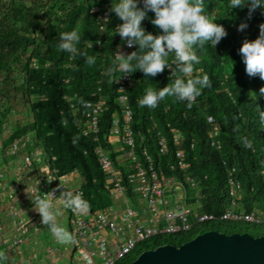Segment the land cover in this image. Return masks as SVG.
Listing matches in <instances>:
<instances>
[{
	"label": "trees",
	"instance_id": "1",
	"mask_svg": "<svg viewBox=\"0 0 264 264\" xmlns=\"http://www.w3.org/2000/svg\"><path fill=\"white\" fill-rule=\"evenodd\" d=\"M106 3L111 4V18L102 29L93 9ZM129 6L136 11L132 25L121 0H0V77L16 86L31 110V122L13 129L3 146L33 135L34 147L57 158L61 175L78 170L83 202L92 213L113 205L97 150L117 157L109 136L120 111L117 49L127 39L136 45L129 63L134 85L128 91L136 153L144 164L150 158L158 173L187 189L192 228L153 237L118 264H131L139 252L159 245L180 248L210 231L264 237L262 220L222 219L230 209L256 216L264 207V0H129ZM166 15V41L173 43L180 35L193 51L177 61L181 77L193 72L184 82L168 77L175 55L162 50L158 27ZM87 43L102 47L90 50ZM99 89L107 107L95 139L84 136L79 124L88 112L85 104L95 101ZM189 89L196 95L194 103L183 97ZM0 117H5L2 128L6 114ZM174 130L183 135L182 143L174 142ZM162 137L170 149L166 155L160 152ZM179 150L186 154V170L178 166ZM232 169L242 186L234 207ZM188 175L198 182L197 189L186 183ZM129 189L131 205L139 204ZM204 215L213 220L201 222Z\"/></svg>",
	"mask_w": 264,
	"mask_h": 264
},
{
	"label": "built area",
	"instance_id": "2",
	"mask_svg": "<svg viewBox=\"0 0 264 264\" xmlns=\"http://www.w3.org/2000/svg\"><path fill=\"white\" fill-rule=\"evenodd\" d=\"M121 2L127 23L131 24L136 11L129 6V0ZM110 7L111 4L106 3L102 8L93 9L102 29L110 21ZM158 27L164 38L163 50L167 51L170 49L166 43L169 35L167 15ZM87 46L90 50L102 47L101 43H87ZM174 46L178 59L191 53L181 36L175 39ZM135 56V43L123 39L118 45L115 67L120 73L117 82L120 112L114 114L109 136L110 144L115 149L113 153L117 157L114 159L112 152L106 149L97 150L99 164L105 175V188L113 200L110 207L92 213L88 204L83 202L84 193L80 187L82 177L78 170L61 175L60 170L55 167L57 158L47 156L42 147H34L33 135L17 139L7 147L1 144V153L8 162L0 169V194L5 195L0 199V264H12L1 262L3 252L5 255L9 252L14 256L27 258L28 264H58L57 259L66 249L65 238L56 230L65 219L72 264H118L135 251L139 244L153 237L189 231L192 228L188 220L191 210H167L164 201L167 179L155 170L150 158L144 164L136 153V141L131 127L133 112L128 95L134 85L129 63ZM168 71L171 78L176 77L173 63ZM184 96L195 101L191 91L184 93ZM93 98L95 101L85 104L88 112L83 113L84 120L79 127H83L84 136L97 139L100 134V117L106 110L107 102L101 89L94 93ZM6 129L7 126L4 130ZM6 132L10 136L13 129L8 128ZM182 136L179 131H174V142L180 144ZM212 144L221 150L219 143ZM169 151L167 140L162 137L160 152L166 155ZM177 161L182 170L188 168L185 152H177ZM234 174L235 169L229 173L233 207L241 190ZM186 183L191 188H198V182L191 175L186 177ZM129 187L139 198L141 208L129 205ZM120 203H125L124 207ZM245 216L233 214L230 210L222 219L264 222V219H258L253 214ZM179 220L180 224L177 222ZM207 220H213V216L200 217L201 222ZM7 221L13 232L9 238L3 239L1 232Z\"/></svg>",
	"mask_w": 264,
	"mask_h": 264
},
{
	"label": "water",
	"instance_id": "3",
	"mask_svg": "<svg viewBox=\"0 0 264 264\" xmlns=\"http://www.w3.org/2000/svg\"><path fill=\"white\" fill-rule=\"evenodd\" d=\"M131 264H264V237L210 231L177 248L144 250Z\"/></svg>",
	"mask_w": 264,
	"mask_h": 264
},
{
	"label": "rangeland",
	"instance_id": "4",
	"mask_svg": "<svg viewBox=\"0 0 264 264\" xmlns=\"http://www.w3.org/2000/svg\"><path fill=\"white\" fill-rule=\"evenodd\" d=\"M18 71L15 74V77H17ZM16 87V86H15ZM12 86V84H8L7 80L4 77H0V113L6 114V121H4V126L2 128L0 127V168L5 165V159L1 153V144L2 141L6 139L7 132L6 130L9 129H15L19 127L27 126L31 122V110L30 106H28L25 101L21 98L19 95L17 89ZM5 117H0V121L4 119ZM7 126V129L4 130V128ZM79 184V183H78ZM172 188L174 189L175 195L174 197L171 196V199L176 198V201L173 202V206L169 208L170 210H174L173 208H184L188 207L187 201L190 199V194L187 191V189L177 181H172L171 183ZM169 185V184H168ZM180 195H184V200H180ZM199 194L197 193V196ZM132 202H129V205H131ZM121 206L124 207L125 203H120ZM132 206V205H131ZM133 206H135L133 204ZM192 209V208H191ZM244 215V214H243ZM256 217H259L260 219H264V207L260 206L258 209V214H255ZM244 217H246L244 215ZM252 218V217H250ZM8 222V221H7ZM4 222V231L11 233L12 229L7 230L8 223ZM67 238V235H65ZM141 252H139L140 254ZM17 255V254H16ZM14 256V255H13ZM71 257V254L69 255ZM9 262L12 264H28L27 258H21V256H15V259L13 257H10Z\"/></svg>",
	"mask_w": 264,
	"mask_h": 264
},
{
	"label": "clouds",
	"instance_id": "5",
	"mask_svg": "<svg viewBox=\"0 0 264 264\" xmlns=\"http://www.w3.org/2000/svg\"><path fill=\"white\" fill-rule=\"evenodd\" d=\"M122 3V2H121ZM126 16V15H125ZM127 18V17H126ZM136 18V17H135ZM133 21H134V19H133ZM133 21H132V23L131 24H128V25H132L133 24ZM247 28V27H246ZM169 36V35H168ZM180 35H178L177 37H179ZM176 37V38H177ZM182 37V36H181ZM184 39V38H183ZM123 40V39H122ZM166 40H167V38H166ZM129 41V40H128ZM132 42V41H131ZM174 42H175V40H174ZM174 42L173 43H169V42H167L166 41V43L170 46V49L169 50H167V51H170V50H173V52H174V55H175V60L174 61H172L169 65H168V67L173 63V66H174V68H175V70H176V77L175 78H171L170 77V74H169V71H168V67H167V73H168V77H169V79H171L173 82H184L185 80H188V79H190L192 76H193V72H187L186 73V75L185 76H183V77H181L180 76V73H179V71H178V69H177V61L178 60H183V59H185L186 57H188V56H190L192 53H193V51H192V48L191 47H189L188 46V44L184 41V43L190 48V51H191V53L188 55V56H186V57H183V58H181V59H178L177 58V56H176V52H175V46H174ZM134 43V42H133ZM164 43V42H163ZM162 50H163V46H162ZM163 51H165V50H163ZM246 54L247 55H249V50L248 49H246ZM188 91H191L192 92V94H193V96L195 97V101H190V99H188V98H186L185 96H184V93H186V92H188ZM183 97H184V99L185 100H187V101H189V102H192V103H194V102H196V95H195V93L192 91V90H186V91H184L183 92ZM107 107V106H106ZM131 107V106H130ZM106 111V110H105ZM118 112H120V111H118ZM117 113V112H116ZM214 120L213 119H211L210 118V120H209V122L210 123H212ZM133 123V122H132ZM263 123H264V116H263V120H262V127H263V132H264V125H263ZM131 127H132V125H131ZM133 131V130H132ZM174 131H177V130H174ZM174 131H173V135H174ZM134 133V132H133ZM8 137V136H7ZM6 137V138H7ZM183 141V140H182ZM4 141H2V143H3ZM182 143V142H181ZM215 147V146H214ZM179 151H183V150H179ZM178 152V151H177ZM184 152V151H183ZM186 155V154H185ZM176 156H177V154H176ZM233 170V169H232ZM231 170V171H232ZM236 169H235V174H234V177H235V175H236ZM236 179V178H235ZM172 181H176V180H174V179H168L167 180V182H166V184H165V186H164V190H165V192H166V188H167V186H168V184L169 183H171ZM237 181V180H236ZM238 182V181H237ZM241 185V184H240ZM242 191V186H241V190H240V192ZM230 197H231V195H230ZM131 198H130V202H131ZM231 200H232V198H231ZM133 201V200H132ZM164 201H165V203H166V206H167V210L168 211H170V212H176V211H178L179 209H182V208H176L175 210H170V209H168V204H167V202H166V200H165V198H164ZM232 203V202H231ZM199 205V204H198ZM131 206V205H130ZM141 203L139 202V204H136V202H135V206H132L133 208H136V209H138V208H141ZM233 207V206H232ZM184 208H188V207H184ZM190 209V208H189ZM231 211L233 210V209H230ZM229 210V211H230ZM233 213V212H232ZM234 214V213H233ZM223 217V216H222ZM67 238L65 237V240L67 241H69V238H68V231H67ZM160 246V245H159ZM146 251V250H145ZM70 264H72L71 263V257H70Z\"/></svg>",
	"mask_w": 264,
	"mask_h": 264
},
{
	"label": "crops",
	"instance_id": "6",
	"mask_svg": "<svg viewBox=\"0 0 264 264\" xmlns=\"http://www.w3.org/2000/svg\"><path fill=\"white\" fill-rule=\"evenodd\" d=\"M6 164V163H5ZM2 168V167H1ZM0 168V169H1ZM166 202H167V204H168V209L169 208H171V207H174L173 206V202L174 201H176V198H174V199H172V201L170 200V198H171V196H175V195H173V194H175V192H174V189L172 188V186H171V184L169 183V185L167 186V188H166ZM5 195H2V193L0 194V199H3V197H4ZM185 196L184 195H180V200H184L183 198H184ZM174 210H175V208H173ZM66 221H67V219H65L59 226H58V228H57V233L61 236V237H63V238H65V235L67 234V230H66V227H65V225H66ZM8 223V222H7ZM7 226V230H9V229H12V231H11V233H9L8 234V232H6V231H4V229H3V231L1 232V235L3 236L2 238L3 239H7V238H9V236L12 234V232H13V228L11 227V224H8V225H6ZM1 237V236H0ZM68 241V240H67ZM67 241H65L64 240V246H65V248L64 249H66V250H64V253H63V255L60 257V258H58L57 259V263L58 264H70V257H69V255L71 254V246L69 245V244H67L68 242ZM3 250H5V249H3ZM8 252V251H7ZM10 257H13V259H15V256H13L11 253H9L8 252V255H5L4 254V252H3V255H2V257H1V262L2 263H5V262H9V259H11Z\"/></svg>",
	"mask_w": 264,
	"mask_h": 264
}]
</instances>
